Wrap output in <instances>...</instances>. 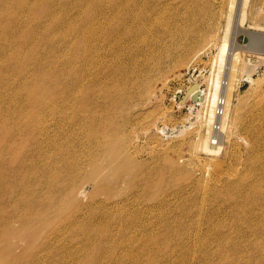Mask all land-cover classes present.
Listing matches in <instances>:
<instances>
[{
  "label": "rangeland",
  "instance_id": "rangeland-1",
  "mask_svg": "<svg viewBox=\"0 0 264 264\" xmlns=\"http://www.w3.org/2000/svg\"><path fill=\"white\" fill-rule=\"evenodd\" d=\"M113 1L0 0V264H264V0L237 26L229 0H195L201 26L190 0H118L129 37L94 41ZM225 26L210 152L196 91Z\"/></svg>",
  "mask_w": 264,
  "mask_h": 264
},
{
  "label": "bare ground",
  "instance_id": "bare-ground-1",
  "mask_svg": "<svg viewBox=\"0 0 264 264\" xmlns=\"http://www.w3.org/2000/svg\"><path fill=\"white\" fill-rule=\"evenodd\" d=\"M87 1V0H86ZM247 0H229V4H228V13H227V15H226V17L228 16V17H230L229 16V12H230V9L231 8H233L234 6H235V8H236V14H238V21H237V23H236V25L235 26H237V24L239 23V19L241 20V18H244V16H243V13H244V9H245V4L247 3L246 2ZM51 2V1H50ZM190 2H191V8L189 9V11H188V13L187 14H190V16L186 19V22L189 24V25H191V26H195V25H200L199 24V19H198V17L195 15H193V13L191 14V12H192V9H194V7H195V10L197 9L196 8V6H194V2H195V0H190ZM48 4V3H47ZM126 5H128L130 8H131V10H132V7H133V5H134V0H128L127 2H126ZM49 6V5H48ZM154 7H157L155 4H154ZM49 8V7H48ZM111 8H112V12H111V15H109L108 17H106L104 20H95L94 22L95 23H97V24H99V26H101L102 24H103V22L104 21H106L107 22V24H109V26L108 27H106V26H104L105 28H102L101 27V29H98L99 28V26L97 27V29H98V31H99V33H98V31L96 30V32L95 33H93L92 35H93V40L95 41V39H98L100 36H101V31H103L104 30V33L105 34H108L110 31H112L113 33H116L117 34V39H115L114 41H116V42H118V43H123V40H125V39H127L128 37H129V28H125V26L126 25H129L130 23H128L127 21L129 20V19H131L132 18V13L126 8V6H125V4L124 3H122V2H119L118 0H116V1H113L112 2V4H111ZM120 10H123V12H120ZM190 10H191V12H190ZM234 11H235V9H234ZM190 12V13H189ZM197 12V11H196ZM233 13V12H232ZM226 14V13H225ZM231 14V13H230ZM235 14V15H236ZM245 14V13H244ZM193 15V16H192ZM143 16V13L140 11L139 12V14H138V16H137V18L134 20V25H132V27H130V28H133L134 27V30L136 29V28H138V23H139V19L141 18ZM162 16H163V18H166L165 17V15H164V13H162ZM237 16V15H236ZM180 18V19H179ZM181 18H183V17H180V16H178V17H176V20L175 21H173V22H175V23H173L174 25H176V28H174V29H176L177 30V26H179V21L181 22ZM234 18V17H233ZM233 18H232V16H231V19L233 20ZM92 20V19H91ZM216 20V19H215ZM236 20V19H235ZM243 20V19H242ZM85 21V20H84ZM164 21V20H163ZM166 21V20H165ZM214 21V20H213ZM234 21V20H233ZM93 21H92V23H94ZM117 23V24H114V23ZM162 22V21H161ZM171 22V21H170ZM183 22V21H182ZM212 23H214V22H212ZM78 24V23H77ZM76 24V25H77ZM97 24H95L96 26H97ZM172 24V23H171ZM172 24V25H173ZM230 24H231V22H230ZM240 24V23H239ZM74 25H75V23H74ZM171 25V26H172ZM88 26V25H87ZM89 26H90V24H89ZM92 26V25H91ZM103 26V25H102ZM162 26V25H161ZM201 26V25H200ZM74 27V26H73ZM93 27V26H92ZM227 27L228 26H225V28H224V31H223V37H222V39H221V44L219 45V49H217L218 50V57H217V59L216 60H218L217 62H222L221 60L224 58L223 56H224V53H225V55H226V52H225V50H227V44H226V29H227ZM95 28V27H94ZM201 28V27H200ZM83 29V28H82ZM86 29L87 28H85V31H86ZM92 29V28H91ZM193 29H195V28H193ZM198 29V28H197ZM89 30V29H88ZM93 30V32H94V29H92ZM79 32H80V30H79ZM82 32H84V31H82ZM90 32V31H89ZM228 34V33H227ZM90 35V34H89ZM234 34H232V36H233ZM85 36H86V34H85ZM228 36V35H227ZM231 36V37H232ZM88 38V37H87ZM226 38V39H225ZM234 41H233V38H232V41L230 40V44L232 45V47L234 46L235 47V43H233ZM228 43V42H227ZM238 47V46H237ZM236 48V47H235ZM230 49V48H229ZM234 49V48H233ZM233 49H231L230 50V52L229 53H227V55H226V57L228 58V62H227V66L225 67L226 69H224L223 70V74H222V72H221V74H220V79H221V75H222V78H223V82H220L219 80V78H218V70H219V67H216V68H218L217 69V74H216V77H214V78H216V79H214L215 81H214V84L212 83V88H213V90H211V89H209L208 87V89H209V93L207 94V93H204V95L202 94V93H200V92H202V91H196V92H198L199 94H200V96L198 97V99L201 101V105L203 106L202 107V110H200L199 112H198V116H199V118L201 119V122L203 123V125L205 126V132H204V135H202V137H203V145H204V148H206V150H208V151H210V152H217L218 150H219V148H220V145H217V144H210L209 142H210V137L209 136H211L212 135V133H213V129H212V131H211V128H212V126L214 125L213 123H212V120H213V122L214 123H217L218 124V129L219 130H221V129H223V127L225 126V124H226V122H227V120L229 119V106H230V98H231V96H232V88H233V82L235 81H233V77H235L234 76V74H235V71H236V68H237V64H236V62H237V53L235 52V51H233ZM129 56V55H128ZM128 56H124V57H126V58H128ZM225 60H226V58H224ZM128 61H129V58H128ZM84 63H85V61H84ZM219 63H217V64H219ZM225 63V62H224ZM223 63V64H224ZM100 64H102V65H109V64H111V61L109 62V63H106L104 60L102 61V62H100ZM122 64H124L123 62H122ZM126 64H127V62H126ZM216 64V65H217ZM222 63H220V65H221ZM223 67H224V65H223ZM223 67H222V69H223ZM97 70H99V71H97L98 73L100 72V73H104V72H106L107 70H108V67L107 66H99V67H97ZM219 71H222V70H219ZM220 73V72H219ZM214 76H215V74H214ZM209 78V77H208ZM212 78H213V76H212ZM212 78H211V80H212ZM246 79H249V77L248 76H246L245 77ZM218 79V80H217ZM222 80V79H221ZM219 82V83H218ZM192 86V85H191ZM209 86V85H208ZM108 88L109 87H106V89H107V91H108ZM197 87L196 86H194L193 85V88L192 89H196ZM111 90H112V88H110ZM207 89V90H208ZM201 90V89H200ZM202 94V95H201ZM185 96V95H184ZM218 99H220L221 100V102H219L218 103ZM217 108H219V109H221V113L219 114V116L217 115ZM202 112H203V114H204V116H203V114H202ZM220 112V111H219ZM212 123V124H211ZM214 127V126H213ZM212 132V133H211ZM210 133H211V135H210ZM215 134L217 133L216 132V129H215V132H214ZM214 136V135H213ZM216 137V136H215ZM76 167V165L75 164H73V165H71L70 166V169H71V171L72 170H74V168Z\"/></svg>",
  "mask_w": 264,
  "mask_h": 264
},
{
  "label": "built area",
  "instance_id": "built-area-1",
  "mask_svg": "<svg viewBox=\"0 0 264 264\" xmlns=\"http://www.w3.org/2000/svg\"><path fill=\"white\" fill-rule=\"evenodd\" d=\"M219 102H221V100H220V99H218V103H219ZM216 111L218 112V113H217L218 115L221 113V109H219V108H217V110H216ZM219 111H220V112H219Z\"/></svg>",
  "mask_w": 264,
  "mask_h": 264
}]
</instances>
